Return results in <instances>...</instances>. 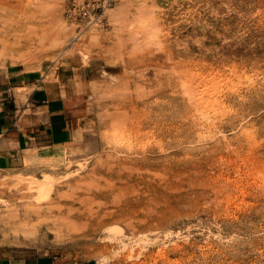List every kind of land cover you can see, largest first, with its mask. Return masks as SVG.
<instances>
[{
  "label": "rangeland",
  "instance_id": "rangeland-1",
  "mask_svg": "<svg viewBox=\"0 0 264 264\" xmlns=\"http://www.w3.org/2000/svg\"><path fill=\"white\" fill-rule=\"evenodd\" d=\"M104 1L0 0V68L90 71L72 139L0 164V260L264 264V0Z\"/></svg>",
  "mask_w": 264,
  "mask_h": 264
},
{
  "label": "crops",
  "instance_id": "crops-1",
  "mask_svg": "<svg viewBox=\"0 0 264 264\" xmlns=\"http://www.w3.org/2000/svg\"><path fill=\"white\" fill-rule=\"evenodd\" d=\"M80 68H72L70 72L66 69L57 79L46 76L43 80L37 73L12 67L0 68L2 167H23L28 155L37 150L55 148L72 139L79 110L73 108L74 98L70 96L69 83L85 82L88 79L86 72H90L88 68ZM0 264L20 262L2 259Z\"/></svg>",
  "mask_w": 264,
  "mask_h": 264
},
{
  "label": "bare ground",
  "instance_id": "bare-ground-1",
  "mask_svg": "<svg viewBox=\"0 0 264 264\" xmlns=\"http://www.w3.org/2000/svg\"><path fill=\"white\" fill-rule=\"evenodd\" d=\"M22 88V87H21ZM20 88V89H21ZM23 89H24V87H23ZM34 152V151H33ZM29 157V156H28ZM34 157V156H33ZM27 158V157H26ZM30 159V158H29ZM27 161V160H26ZM31 163V162H30ZM31 165V164H30ZM30 205V204H29ZM31 207H32V205H31ZM18 209V208H17ZM38 209V208H37ZM16 212V211H15ZM35 211L33 210V208L32 209H30V211H28L26 214H24V217H28V218H31V217H33V216H35L36 215V213H34ZM18 214H19V212H17ZM23 213V212H22ZM12 214H13V212H12ZM17 214V215H18ZM14 216V215H13ZM59 225V224H58ZM67 227V226H66ZM3 228V227H2ZM65 229V228H64ZM2 230V229H1ZM26 232V229L25 228H22V226L20 227V228H18V227H16V233H19V232ZM1 232V231H0ZM28 232H29V230H28ZM2 234V233H1Z\"/></svg>",
  "mask_w": 264,
  "mask_h": 264
},
{
  "label": "built area",
  "instance_id": "built-area-1",
  "mask_svg": "<svg viewBox=\"0 0 264 264\" xmlns=\"http://www.w3.org/2000/svg\"><path fill=\"white\" fill-rule=\"evenodd\" d=\"M112 1L113 0H105L104 2H103V4H98V3H94L93 4V8L94 9H100V8H106V7H108V6H110L111 4H112ZM98 5V7H96ZM89 6H91V4H89Z\"/></svg>",
  "mask_w": 264,
  "mask_h": 264
}]
</instances>
